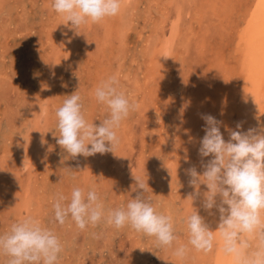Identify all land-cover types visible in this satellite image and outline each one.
Segmentation results:
<instances>
[{
  "label": "rangeland",
  "instance_id": "obj_1",
  "mask_svg": "<svg viewBox=\"0 0 264 264\" xmlns=\"http://www.w3.org/2000/svg\"><path fill=\"white\" fill-rule=\"evenodd\" d=\"M256 8L263 10L264 0H123L119 15L73 33L76 45L49 68L50 32L58 22L52 0H0V235L33 216L60 238L58 264H213L212 256L188 244L186 218L198 211L208 224L210 215L202 207L207 186H192L186 165L196 167L198 160L202 175L213 159L199 153L202 115L221 122L226 142L230 131L250 128L232 60L240 51L239 31ZM163 42H172L168 57L160 53ZM113 75L139 110L118 129L115 154L71 157L53 135H59L56 110L77 91L85 119L99 126L110 110L95 89ZM175 149L173 178L166 175ZM22 159H30V167L23 168ZM134 176L149 185L145 196L157 211L172 216L178 238L172 247L130 226L102 221L80 230L70 217L64 225L55 221L57 193L70 198L73 187L94 188L106 209L126 207L143 192ZM180 245L188 247L183 258L174 254ZM8 259L0 255V264Z\"/></svg>",
  "mask_w": 264,
  "mask_h": 264
},
{
  "label": "clouds",
  "instance_id": "obj_2",
  "mask_svg": "<svg viewBox=\"0 0 264 264\" xmlns=\"http://www.w3.org/2000/svg\"><path fill=\"white\" fill-rule=\"evenodd\" d=\"M122 2L52 0V9L65 17L66 25L71 22L70 29L77 33L82 25L100 23L119 15ZM95 97L110 110L109 117L99 126L85 119L81 96L77 91L56 110L59 135H53L57 137V144L71 157L114 153L120 142L118 129L140 107L120 90L115 75L96 87ZM201 118L205 121V135L200 142L199 153L202 157L213 156V159L203 165L205 170L202 175L195 167L190 168L189 183L196 189L200 184L207 186L202 207L210 216H215L213 209L219 212L215 231L223 240L224 251L235 254L241 264H264V127L230 131V139L226 142L220 130L221 122L210 114ZM237 128H242V125L237 124ZM134 179L136 190L142 189L143 192L130 200L126 207L106 209L94 188L85 192L81 187H73L70 198L57 193L53 203L55 221L64 225L70 217L80 230L89 225L97 226L102 221L117 229L130 226L136 232L155 237L158 246L172 247L178 239L172 216L158 212L151 198L145 196L149 185L135 176ZM196 195H199L198 191ZM217 196L220 197L219 203ZM189 197L194 199L192 195ZM185 223L188 244L197 251L210 252L215 231L211 230L205 218L195 211ZM252 233L259 236V250L251 258L242 259L243 250L248 247L244 234ZM62 251L60 238L33 216L22 218L12 224L6 234L0 235V255L9 257L8 264H58ZM187 251V245H180L174 254L183 258Z\"/></svg>",
  "mask_w": 264,
  "mask_h": 264
},
{
  "label": "bare ground",
  "instance_id": "obj_3",
  "mask_svg": "<svg viewBox=\"0 0 264 264\" xmlns=\"http://www.w3.org/2000/svg\"><path fill=\"white\" fill-rule=\"evenodd\" d=\"M171 2L173 3V2H175V0L174 1L171 0ZM256 7H259V6H256ZM132 14H134V13H132ZM178 16L179 15H177L176 17H178ZM57 18H58V22L54 24L55 27H53V29L50 32V35H52V37H51V40H52L51 51H52V53H51V57H49V60L47 63L49 68H51V66H54L55 60L61 54H63V52L66 53V52H68V50H71L76 45L74 43L77 42V40L74 39L75 37L73 36V33H75L76 31L74 29H70V27H69L71 22H69V25H66L68 23L67 20L65 19V17L63 15H60V14H58ZM245 21H246L245 26L242 27V29H240L238 37H237V42L235 43L236 48H237L236 50H238V51L240 50V51L238 52L237 57L232 60V61H237V68L240 69V73H238V74L235 72L233 73V76H235V77L239 76L238 77V79H239L238 85H236V86L234 85V88H236V90L238 89L242 92L240 95V96H242L241 97L242 103H239V104L241 105L242 110H245L244 114L246 115V118H248V120H249L248 126L250 128L260 129V128L264 127V9L259 10L258 8H256V10H253L252 12L249 13L247 18H245ZM175 22H174V25H175ZM178 23H179V21L177 22V24ZM164 28H165V26H164ZM78 30H80V28L77 29V31ZM44 33L46 34V31ZM48 33H49V31H48ZM161 36H162L161 39H160L159 35L157 37L159 38V40L164 41L165 40L164 35H161ZM159 44H161V43L159 42ZM171 45H172V42H168L165 44L163 42V46H162V49L160 50V53H162L164 56L168 57L171 54ZM224 57H225V55L222 56V53H221V60L222 61L224 60ZM215 60H216V58H215ZM42 79H43V77H42ZM224 101H226V100H224ZM43 102L44 101H39L40 104L42 103V106L44 105ZM45 104H47V103H45ZM43 110H46V108L42 109V111ZM161 118L164 119L163 115L161 116ZM250 128H248V129H250ZM168 138L170 139V137H168ZM186 142H188V141H186ZM19 147L21 148L22 146H19ZM178 153H180V152L175 149V154H174V156H172V160L169 159V161H172V164L170 165V169H169L170 174L167 173L166 176H169V177L172 176L173 177L174 173L177 174V169L179 168L178 167L179 163L175 159V155L176 154L178 155ZM211 158H213V157H211ZM202 159H203V157H202ZM196 162H197V164H196L195 168L198 167L200 169L201 168L200 162L198 160ZM193 163L194 162H192V164ZM21 164L23 165V168L30 167L31 161H30V159H27V160L25 159L21 162ZM192 164L189 163L188 165H186V167L188 168L186 172H188V170L191 167H193ZM203 165H205V164H203ZM202 168L204 169L203 166H202ZM179 171H180V169H179ZM183 174L184 173L182 171V179L187 178V176L183 175ZM185 180H187V179H185ZM219 200H220V197L217 196V202L218 203H219ZM212 211L214 213H216V215L208 217V222L210 223V224L208 223V225L211 228V230L215 231V230H217V227H218L219 212L216 209H213ZM262 219H264V213H262ZM243 238L248 242V247L243 250L242 259L243 258H251L253 256V254L259 250V247H260L259 236L256 233H252V234H244ZM207 255L209 258H210V256L213 257L212 258L213 264H241V261L237 259L235 254H229V253H226L224 251L223 240H222L218 231L214 232L213 249L210 251V253L207 252ZM194 263H195V261H194Z\"/></svg>",
  "mask_w": 264,
  "mask_h": 264
}]
</instances>
